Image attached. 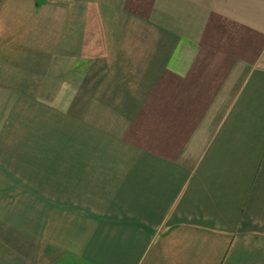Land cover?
Wrapping results in <instances>:
<instances>
[{"label":"crops","instance_id":"obj_1","mask_svg":"<svg viewBox=\"0 0 264 264\" xmlns=\"http://www.w3.org/2000/svg\"><path fill=\"white\" fill-rule=\"evenodd\" d=\"M17 1L0 0V138L15 145L0 151V264H264V0L174 1L171 15L124 0L113 34L100 1L67 0L25 43L3 33ZM55 40V56L89 63L54 97L28 93L21 115V87L51 82ZM52 119L46 156L18 122Z\"/></svg>","mask_w":264,"mask_h":264},{"label":"rangeland","instance_id":"obj_2","mask_svg":"<svg viewBox=\"0 0 264 264\" xmlns=\"http://www.w3.org/2000/svg\"><path fill=\"white\" fill-rule=\"evenodd\" d=\"M67 0H18L17 3H15L14 5H11V3L9 4V6L7 7V5L4 6V10L3 12V16L4 18H7L8 20H6L5 22H9L8 24H4L3 25V33H14L15 35V39L16 41L19 40L20 43H25L27 42V39H31L33 36H35L37 39H42L45 35H43V30L44 28L52 27L54 24H58L60 22V16H62V13L60 11V7L61 6H65V2ZM96 1H100L99 2V6H101V9L104 13V16L109 18V25L111 28V34H113L116 31L115 25H118L120 27V24L122 25V20L124 17H127L129 15L128 12H125L123 10V4H121L122 1L124 0H94ZM131 5H130V9L132 11V15H135V13H139L138 11L142 8L143 4H148V0H129ZM174 1H176L180 7L184 6L183 3H185V1L188 0H159V4L158 7H164V9L162 8H158L157 11H163L164 13L166 12L167 15H171L173 11H175L171 6V3H173ZM26 2H28V5H26ZM157 3V2H156ZM33 4V8L31 7ZM51 4V5H48ZM35 5V8H34ZM55 5H59V6H55ZM153 7V16L155 15L154 13V9H155V1L151 4ZM48 6H52V7H48ZM185 8V6H184ZM177 11V10H176ZM1 12V11H0ZM30 17V18H35V26H31L28 25V27L26 26V19ZM183 17V15H181V18ZM11 18H15L17 19L16 22L17 23H11L12 20ZM184 18H187L186 15H184ZM168 20H171V17L168 18ZM103 29L105 31V36H109L108 32H107V24L103 26ZM137 32H139V30H137ZM136 34V32H135ZM137 36V35H134ZM10 38V37H7ZM18 39V40H17ZM8 42L11 41H7L4 42V50L6 52V50H8L9 48L5 49L6 44ZM77 42V41H75ZM75 42H69V47L71 49H73V51H75L76 45ZM29 43H35L37 44V48L39 49H43V45L44 42L43 41H29ZM60 41L59 40H55L52 42V45H47L46 44V48L50 47L52 49L53 52V58H51V72L49 74L50 77V81L51 82H47L48 85L45 86V88H25V87H21V89L19 90L20 93V104L18 106L19 108V114L21 115H27V113H33L31 111V107L30 105L27 103L28 99H24V97H28V93H30L31 95H39V97H44V98H48V97H54L55 95H58L59 92V85L60 83H62V81H68V82H72L74 81L73 79H76L77 76L81 77L80 75H78L76 72H68L66 73L68 70H74L76 68H72L73 66H77L78 64H87L89 62H82L81 60H78L77 58H60L58 56H55V54L59 51L60 49ZM23 50V49H21ZM108 59V57H106ZM7 67V66H6ZM24 66H21V68ZM8 68V67H7ZM68 69V70H66ZM20 77L23 81H27V77H25L23 74H20ZM28 83V82H27ZM25 83H21V85H23ZM30 84V83H29ZM31 85V84H30ZM74 85V84H73ZM9 95V91L5 90V96ZM51 95V96H48ZM10 107V104H8L7 106L5 105V110L4 112L8 111V108ZM7 108V109H6ZM37 107H36V111H37ZM28 123V121H19L18 122V126L15 125L14 126L18 127V129L20 130L21 133H24L25 135H27V138H29V145L30 146H35V149L37 151H39L40 149H42L44 151V153H41L42 155H46V156H53V154L51 153V147H54V145L52 144H57V146L55 147L56 150H60L58 147V144L61 142V139L59 140V133L58 131H56V127L59 128V125H55L57 122L54 123V119H52L50 121L51 126L48 131H44V132H34V131H30L27 129L26 124ZM5 124V122H4ZM24 127H22V126ZM6 127V125H5ZM55 129V130H54ZM32 133H39L41 139H43L41 142L38 141H33V136ZM65 140V139H64ZM75 138L71 139V141L67 142L68 144L74 143ZM49 143L51 144L49 146ZM16 147L18 146V141L15 142ZM15 145L13 144V139L11 138H0V151L5 155V156H11L13 153V149H14ZM62 146H61V150H62ZM12 161V160H11ZM3 162V161H2ZM16 163V162H15ZM18 165V163H16ZM26 171L28 172L27 167H25ZM30 187H35L38 189L43 190L44 186L43 185H38V184H28ZM27 187V186H26ZM8 189H10V191H14V186H8ZM13 188V189H12ZM7 191V190H6ZM5 191V192H6ZM23 193L22 191L20 192V194ZM18 196H20L19 194H16ZM23 204H25V201H22ZM22 207V205H21ZM25 210V209H23ZM24 214V217H21V220H27V216H26V211L22 212V211H18V213ZM42 214V213H40ZM42 218V216H41ZM12 228V226H10ZM11 235V233H10ZM22 233H18L17 236L18 237H22ZM12 238H15L14 235H11L10 239L7 241V243H10V241L12 240ZM27 241V239H26ZM25 252V255H27V249L23 250ZM0 257H1V252H0ZM1 261V260H0Z\"/></svg>","mask_w":264,"mask_h":264}]
</instances>
